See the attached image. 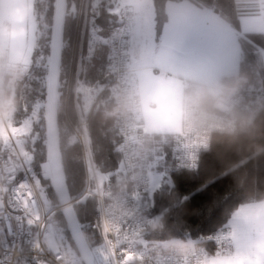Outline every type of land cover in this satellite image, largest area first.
Segmentation results:
<instances>
[{"label":"trees","instance_id":"obj_1","mask_svg":"<svg viewBox=\"0 0 264 264\" xmlns=\"http://www.w3.org/2000/svg\"><path fill=\"white\" fill-rule=\"evenodd\" d=\"M55 1H32L35 43L29 61L20 70L15 93L18 104L13 120L22 123L26 118L31 122L26 143L32 151L33 165L47 157L46 88ZM79 1L67 0L57 99L61 162L70 198L79 195L86 184L82 148L73 139V126L78 119L76 106L87 118L94 166L112 181L118 178L117 145L120 141L117 119L107 115L115 105L114 99L105 88L111 77L108 36L119 19L118 1L89 0L85 23L71 11ZM168 1L152 0L158 32L168 18ZM189 1L211 8L237 31L238 70L222 77L239 74L244 77L245 85L264 90V33L242 32L239 20L241 14L255 13L256 6L243 0ZM79 55V90L75 99L73 88L68 92V83L70 70L75 79ZM87 91L95 94L90 105L84 104ZM237 106L247 113L249 123L233 131L215 132L210 148L202 153L195 169L174 167L169 143L171 133H147L151 171L165 174L166 179L144 197L141 209L152 219L143 231V238L166 245L192 242L211 251L215 230L229 222L241 204L264 200V104L257 112L244 102ZM32 135H35L33 140ZM48 189L58 199L51 183ZM73 207L80 224L98 225L96 196L90 195ZM54 225L63 241H69L79 253L62 210L54 215Z\"/></svg>","mask_w":264,"mask_h":264},{"label":"built area","instance_id":"obj_2","mask_svg":"<svg viewBox=\"0 0 264 264\" xmlns=\"http://www.w3.org/2000/svg\"><path fill=\"white\" fill-rule=\"evenodd\" d=\"M250 4L251 0H243ZM89 0H80L71 11L78 20L86 21ZM241 8H245L242 6ZM119 19L108 36L111 77L105 84L114 104L116 97L127 94L131 99L126 116L116 117L120 141L117 145L119 161L117 180L112 181L106 173L98 172L94 166L86 124L77 101L78 119L73 126V139L79 142L83 153L86 184L83 191L69 203L74 206L88 196L98 200L99 223L80 224L97 264H202L207 256L226 257L234 252L232 227L229 222L217 228L213 235V249L187 243L161 244L143 238V231L151 217L141 209L144 197L154 189L151 186V163L148 156L147 132L139 98V80L133 74L129 62L131 27L135 16L128 4L118 6ZM81 52V50H80ZM75 79L70 70L68 92L78 94V72ZM22 68V67H21ZM21 68L9 65L5 72L19 73ZM192 79L184 78V84ZM69 96V95H68ZM67 96V98H68ZM95 94L87 91L84 104L90 105ZM244 102L257 112L264 104V90L252 88L243 82L233 103ZM227 121H215L195 133L182 127L170 134L169 143L176 169H195L200 156L212 143L215 132L236 129ZM3 129L8 137L3 135ZM51 181L52 170L47 159L29 166L24 160L11 129L6 121H0V264H70L62 246L53 248L49 238L56 235L54 215L62 210L60 201L51 200L46 205L38 184ZM51 183V182H50ZM48 186V185H47Z\"/></svg>","mask_w":264,"mask_h":264},{"label":"crops","instance_id":"obj_3","mask_svg":"<svg viewBox=\"0 0 264 264\" xmlns=\"http://www.w3.org/2000/svg\"><path fill=\"white\" fill-rule=\"evenodd\" d=\"M117 1L118 6L128 4L135 12L129 62L139 80L144 130L176 132L182 127L184 78L222 77L237 72L240 59L237 31L209 7L197 6L189 0H170L166 4L168 18L158 32L152 0ZM31 3L32 0H0V10L4 11L0 23L13 19L15 25L18 18L19 25L28 27L27 35L24 32L22 36L26 48L16 46L7 51L3 73L9 65L21 68L31 57L34 48ZM251 3L257 11L239 16L240 29L264 33V0ZM155 116L158 125L151 128L147 121ZM229 223L234 252L226 257L207 256L202 264H264V200L241 204Z\"/></svg>","mask_w":264,"mask_h":264},{"label":"clouds","instance_id":"obj_4","mask_svg":"<svg viewBox=\"0 0 264 264\" xmlns=\"http://www.w3.org/2000/svg\"><path fill=\"white\" fill-rule=\"evenodd\" d=\"M19 80L18 72L0 73V121L9 119L17 108L15 93ZM243 82L244 77L239 74L227 77H202L186 82L182 92L184 127L195 133L215 121H227L232 126H246L249 123V116L233 103V97ZM130 107L129 95H119L107 115L126 116Z\"/></svg>","mask_w":264,"mask_h":264},{"label":"water","instance_id":"obj_5","mask_svg":"<svg viewBox=\"0 0 264 264\" xmlns=\"http://www.w3.org/2000/svg\"><path fill=\"white\" fill-rule=\"evenodd\" d=\"M66 5L67 0L55 1L49 72L46 88L47 159L52 170L51 183L57 194L58 200L63 204L62 212L82 259L85 264H97L90 245L88 244L76 217L74 207L69 203L70 196L62 167L58 138L57 99Z\"/></svg>","mask_w":264,"mask_h":264},{"label":"rangeland","instance_id":"obj_6","mask_svg":"<svg viewBox=\"0 0 264 264\" xmlns=\"http://www.w3.org/2000/svg\"><path fill=\"white\" fill-rule=\"evenodd\" d=\"M3 13H4V11L0 10V22H1V19L4 18ZM30 14L32 16L33 23H34V12H33L32 3H31ZM32 30H33V34H34V43H35V27ZM24 32H25L24 35H27V33H28L27 24L19 25V19L18 18L16 19L15 25H14L13 19L8 20V21L5 19L4 23H0V73H3L2 70L4 67L5 61H6L5 54H7L8 50L12 51V49L16 46L17 47L19 46L20 48H23V49L26 48V44H27V43H25L26 40H24L22 38V36H24L23 35ZM4 39H5V41H4ZM141 112L145 118V113L142 109H141ZM7 122H8L10 129H11L14 140H15L24 160L26 161V163L29 166H32L33 165L32 151L26 143V141H27L26 135L31 130L30 120L25 118V120L22 123H15L13 120V113H12L11 117L9 119H7ZM147 123L149 124V127H151V128L155 127L156 128L158 125L157 124L158 123L157 116H155L153 119H150L149 122L147 121ZM148 124L145 125V128H148ZM3 135L5 137L9 136L5 129H3ZM31 138H32L31 140H33L35 138V135H32ZM34 175L36 177L37 184H38L41 196H42L45 204L50 205L51 200L58 201V199H56L55 197H53L51 195V193L48 189L47 185L51 181H48V183H46L43 180L40 181L37 179V176L35 173H34ZM151 178H152L151 179V186L153 189H156L159 186V184L162 182V180L166 179L165 174L155 173V172H152ZM55 229H56V227H55ZM49 241H50V244L53 248L62 246L63 249L66 251L67 257L71 263H73V264H85L83 259H82L80 252L78 253L77 251H75V249L72 248L69 241H63V239L61 238V236L59 235V233L57 231H56V235H53L49 238ZM187 244L193 245L192 242H187Z\"/></svg>","mask_w":264,"mask_h":264}]
</instances>
